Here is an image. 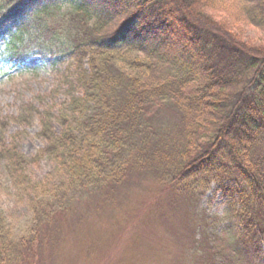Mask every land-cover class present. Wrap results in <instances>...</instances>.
Listing matches in <instances>:
<instances>
[{
	"label": "trees",
	"instance_id": "trees-1",
	"mask_svg": "<svg viewBox=\"0 0 264 264\" xmlns=\"http://www.w3.org/2000/svg\"><path fill=\"white\" fill-rule=\"evenodd\" d=\"M227 3L228 24L264 32V0ZM219 6L218 0H0V19L16 29L3 58L21 63L51 54L70 61L59 113L26 111L32 120L39 117L37 135L45 143L35 157L8 141L7 124L0 123V165L33 212V248L70 201L119 187L135 163L172 174L184 193L200 191L206 178L204 192L210 181H222L217 168L225 154L248 185L233 191L220 182L231 195L228 213L236 226L235 240L225 233L227 250L238 242L233 259L263 260L264 41H242L205 14ZM172 16L188 25V42L177 36ZM165 107L181 114L175 135L154 130L152 121ZM161 139L172 143L170 153H158ZM43 159L52 171L34 182L27 169ZM51 181H57L52 188ZM27 245L9 238L0 214V264H22Z\"/></svg>",
	"mask_w": 264,
	"mask_h": 264
},
{
	"label": "rangeland",
	"instance_id": "rangeland-1",
	"mask_svg": "<svg viewBox=\"0 0 264 264\" xmlns=\"http://www.w3.org/2000/svg\"><path fill=\"white\" fill-rule=\"evenodd\" d=\"M227 1L218 0L222 6L209 9L205 14L213 16L217 22L224 21L242 41L262 45L264 32L227 23L228 11L232 12ZM172 22L177 36L188 42V25L174 16ZM14 25L15 22L2 24L0 20V52ZM69 64L68 58L61 59L58 55L46 59L36 56L16 68L0 62V123L7 124L4 137L14 140L27 157H35L45 143L37 135L39 117L32 120L26 111L59 113L68 96L65 75ZM157 114L152 121L157 134H177L174 130L181 123V114L172 107H165ZM17 116L25 118V124L18 123ZM54 124L57 132H61V125ZM155 147L158 153H170L173 149L172 143L168 146L162 139L161 144L156 141ZM221 159L224 163L217 170L222 181H210L202 192L209 181L199 179L200 191L189 190L188 193L183 192V184L171 182L172 174L162 172L157 165L139 169L135 163L119 187L106 188L101 191L103 196L99 192L79 194L83 197L70 201L65 212L54 216L43 229L35 248L30 245L36 235L32 228L33 212L0 165V214L5 219L9 238L13 242L28 243L29 250L22 264H263L264 258L257 259L253 255L233 259L241 250L237 241L227 250L229 238L225 233L235 240L236 226L228 213L231 195L220 182L233 191L239 187L248 189V185L225 154H221ZM52 168L53 165L43 159L27 172L34 182H41ZM206 174L207 178H212L208 173L201 176ZM56 183L51 181L50 187ZM184 184L191 189L190 182ZM236 196L233 193V197Z\"/></svg>",
	"mask_w": 264,
	"mask_h": 264
}]
</instances>
